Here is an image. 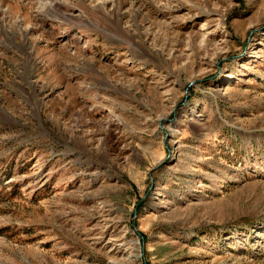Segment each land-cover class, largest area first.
Returning a JSON list of instances; mask_svg holds the SVG:
<instances>
[{
	"label": "rangeland",
	"instance_id": "obj_1",
	"mask_svg": "<svg viewBox=\"0 0 264 264\" xmlns=\"http://www.w3.org/2000/svg\"><path fill=\"white\" fill-rule=\"evenodd\" d=\"M0 264H264V0H0Z\"/></svg>",
	"mask_w": 264,
	"mask_h": 264
}]
</instances>
